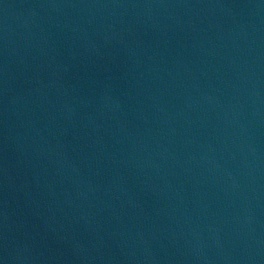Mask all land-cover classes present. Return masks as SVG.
I'll return each mask as SVG.
<instances>
[{
	"label": "water",
	"instance_id": "1",
	"mask_svg": "<svg viewBox=\"0 0 264 264\" xmlns=\"http://www.w3.org/2000/svg\"><path fill=\"white\" fill-rule=\"evenodd\" d=\"M0 264H264V0H0Z\"/></svg>",
	"mask_w": 264,
	"mask_h": 264
}]
</instances>
